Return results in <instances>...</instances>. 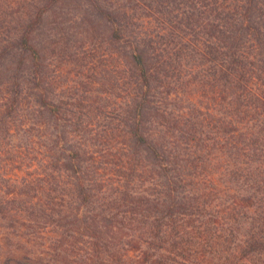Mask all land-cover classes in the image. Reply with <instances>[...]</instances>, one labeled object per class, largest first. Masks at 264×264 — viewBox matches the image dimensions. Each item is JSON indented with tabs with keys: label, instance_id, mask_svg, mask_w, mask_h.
I'll use <instances>...</instances> for the list:
<instances>
[{
	"label": "trees",
	"instance_id": "1",
	"mask_svg": "<svg viewBox=\"0 0 264 264\" xmlns=\"http://www.w3.org/2000/svg\"><path fill=\"white\" fill-rule=\"evenodd\" d=\"M57 1L8 26L15 38L0 41V66L19 54L10 79L38 57L31 33ZM180 2H144L158 29L128 41L134 97L105 128L106 161L75 132L62 169L53 165L64 185H50L45 202L8 214L0 196V221L13 230L0 236V264H66L77 253L81 264H264V0H188L172 25L168 3ZM119 11L99 10L115 39L129 28Z\"/></svg>",
	"mask_w": 264,
	"mask_h": 264
},
{
	"label": "rangeland",
	"instance_id": "2",
	"mask_svg": "<svg viewBox=\"0 0 264 264\" xmlns=\"http://www.w3.org/2000/svg\"><path fill=\"white\" fill-rule=\"evenodd\" d=\"M16 1L9 4L10 0H0V7L6 11L1 15L3 21L0 20V41L3 43L13 42V28L26 23V14L33 16L35 7L42 6L40 3L47 0ZM158 1L58 0L53 3L31 33L38 57L21 64L14 78L20 92L16 104L7 99L12 98L7 90L12 88L10 83L14 79L10 78L19 54L14 57V62L0 66V79L9 78L0 84V196L7 201L8 214H27L24 208L45 202L50 185H64L65 177L56 175L53 165L62 169L64 155L68 153L65 148L78 139V136L71 137L75 132H85L87 143L92 141L91 150H104L99 153L106 161L108 152L105 147L110 142L111 133L104 134L105 128L125 119V111L128 112L134 97L130 67L124 52L129 51L128 41L137 38L135 32L145 37V29H158L157 20L146 23L153 18L146 15L150 9L144 5V2L156 5ZM180 1L183 2L177 6L168 3L170 13L166 18L174 20L172 25L178 24L177 20L183 17L181 11L188 3V0ZM115 7L120 10V15L117 13L120 26L126 24L129 27L122 28L121 39L111 35L110 15L106 14L105 18L99 12L100 8L108 12ZM135 13L142 16L146 24L136 27L134 22L140 19L134 20ZM8 26L13 27L11 36L7 33ZM182 29L184 35L185 31H190L185 27ZM1 61L5 63L4 59ZM172 65L175 67L174 62ZM42 97L49 106L39 105ZM4 103L6 107L15 106L6 117L3 116L7 110ZM38 183L42 187H38ZM10 189L15 192L10 193ZM4 224L5 221H0V236L3 230L13 231L4 228ZM48 229L46 234L49 236L52 230ZM80 254L67 258L66 264H79Z\"/></svg>",
	"mask_w": 264,
	"mask_h": 264
}]
</instances>
